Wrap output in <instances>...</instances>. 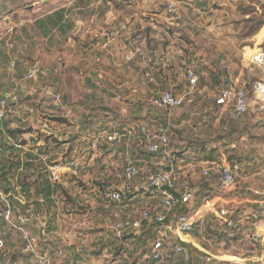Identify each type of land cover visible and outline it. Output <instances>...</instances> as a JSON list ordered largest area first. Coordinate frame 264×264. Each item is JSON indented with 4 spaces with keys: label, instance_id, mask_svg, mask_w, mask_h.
<instances>
[{
    "label": "crops",
    "instance_id": "0c3cea01",
    "mask_svg": "<svg viewBox=\"0 0 264 264\" xmlns=\"http://www.w3.org/2000/svg\"><path fill=\"white\" fill-rule=\"evenodd\" d=\"M257 2L0 0V163L14 184L22 181L31 193L30 222L21 225L15 216L13 226L0 219L1 264H35L39 256L51 264H264V238L252 239L258 221L264 222V104L254 92L263 74L257 67L261 77H253L247 64L236 66L244 42L230 29L238 3ZM114 31L120 35L106 46ZM249 47L255 46L243 50ZM132 49L137 53L129 60ZM188 68L197 75L195 85ZM230 87L247 92L249 108L242 117L232 106L216 104ZM164 92L181 103L154 105ZM116 132L124 136L121 145L107 140ZM152 132L169 138L158 152L145 146ZM72 160L79 163L75 172L65 166ZM129 161L141 174L127 180ZM233 163L240 170L229 191L220 190L218 171L203 173L212 164ZM54 164L63 166L57 179L51 176ZM160 170L171 173L177 194L183 183L194 188L193 211L208 202V214L224 224L216 210L226 207L238 225L224 226L222 241L251 240L254 250H224L217 238L181 234L173 222L171 229L159 225L156 231L151 220L132 229L145 209L168 212L147 182L149 173ZM45 175L55 187L53 205L39 192ZM126 184L122 201L104 199L105 191ZM117 222L129 231L125 238L114 235ZM23 228L31 233L32 252L23 250Z\"/></svg>",
    "mask_w": 264,
    "mask_h": 264
},
{
    "label": "built area",
    "instance_id": "2783aa9c",
    "mask_svg": "<svg viewBox=\"0 0 264 264\" xmlns=\"http://www.w3.org/2000/svg\"><path fill=\"white\" fill-rule=\"evenodd\" d=\"M264 1V0H263ZM168 11L172 12L174 11V4L170 3L168 5ZM14 28L12 27L11 30ZM120 35V31H114L109 35L108 41L105 43L106 46H108L110 43H112L117 36ZM0 45H1V38H0ZM248 52V51H247ZM137 53V50L132 49L128 51L127 53V59H132L135 54ZM247 57V60L249 63H252L256 66H258L262 70L263 78L261 80H258L254 84V92L256 95L257 100L264 104V47H254L251 49L250 52L246 53L245 55ZM187 77L189 79V82L192 85H195L198 78L195 74L194 70L192 68H188L186 71ZM58 99H60L61 95L58 94L56 96ZM153 104L158 107H176L178 106L181 101L179 98H177L172 92H164L160 94L159 96L155 97L153 99ZM7 103V99L3 100V105ZM217 105H230L232 106L234 113L237 117H242L249 108L248 103V95L244 88L241 87H230L222 90L217 99H216ZM4 115V109L0 107V118ZM107 140L115 145H121L124 142V136L120 133H110L107 135ZM169 143V138L167 135L160 133V132H152L150 133L146 139H145V146L148 151L150 152H158L162 148V146L167 145ZM68 169L72 171H76L79 167V163L75 160H72L68 162L65 165ZM240 170V165L238 163L233 164H226L221 165L220 167L217 166V164H212L208 167H206L203 171L205 176H209L212 171H218V185L221 191H229L233 189L236 185V174ZM63 172V166L60 164H54L51 167V176L53 179H57L59 175ZM141 174V169L134 164L133 161H129L125 167H124V175L127 180H130L136 176H139ZM147 182L148 186L152 189H155L160 192L162 195V204L165 208L171 209L178 203H185L190 204L194 198H195V191L194 188L189 183H183L181 185V195L176 196L174 191L177 189L175 185V181L171 175L170 172L160 170L156 172H151L147 175ZM17 194L16 199L19 200L22 204L26 202V195L22 191V188L20 185L15 184L14 185ZM129 190L128 185H124L122 189H108L104 192V199L107 201H122L124 199V196L126 192ZM11 194L6 193L3 191V189L0 186V201L3 202L4 205L7 206V209H2L0 207V217L5 220L7 223L13 224L14 222V215L12 211L11 206ZM206 202L205 206L202 208H199L195 211H192L191 213L184 215L180 218L179 222L175 225L176 230L179 232H184L185 234L189 232L191 227L197 223L199 220H201L205 215H207L211 211V206L207 204ZM217 216L219 219H221L224 223V225L227 228H235L238 224L237 221L234 219L228 217V209L226 207H219L217 210ZM143 220H154L157 223H160L163 226H166L165 220L166 215L162 212L153 211L152 209L148 208L141 212L140 218L133 221L131 228L134 230H138ZM18 221L21 225H25L28 222L31 221V216L28 215H18ZM263 221H258V226L262 224ZM14 225V224H13ZM169 229H171L172 226L167 225ZM114 235L117 238H121L125 231H128L123 223L117 222L114 223L112 226ZM23 234L25 238V246L23 248L24 252H32L34 251V244L33 239L31 236V233L28 231V229L23 228ZM4 234V233H3ZM253 241L259 242L263 238L259 235V233H256L254 237L252 238ZM4 246V236L0 235V248ZM157 249L160 248V242L156 244ZM175 250L177 252L183 251V246L181 244H175ZM162 256L161 251H157L154 255L155 259H159ZM211 257H207V261H211ZM1 264V261H0ZM35 264H51L49 259L44 256H39L35 260Z\"/></svg>",
    "mask_w": 264,
    "mask_h": 264
},
{
    "label": "trees",
    "instance_id": "16d2710c",
    "mask_svg": "<svg viewBox=\"0 0 264 264\" xmlns=\"http://www.w3.org/2000/svg\"><path fill=\"white\" fill-rule=\"evenodd\" d=\"M13 178L10 177V171L5 170L4 166L1 165L0 163V186L3 189V191H5L8 194H11V206H12V211H13V215L14 217L18 215H20L21 213L24 215H29V213L27 212V210L29 209L28 206V197L30 198V192L29 190L26 188V185L22 183V181H19L16 183L17 185H20L22 188V191L25 193L26 195V203L22 204L21 202H19V200L16 199V194H17V190L15 188V184L12 180ZM42 191H39L41 193H43L46 197V202L49 205H53L54 201L52 198L53 192L55 191V187L53 185V183L49 180V177H47L45 175L44 179H43V183H42ZM38 193V190L36 191ZM174 193L176 194V196H178L179 194L176 193V190L174 191ZM127 195V194H126ZM125 195V196H126ZM124 196V198H125ZM163 205V204H162ZM193 211V208H191L189 206V204H185V203H178L176 204L174 207H172L170 210L168 209V212L165 213L166 215V220H165V225H169L171 222H173V225H176V223L179 222L180 218L184 215H187L189 213H191ZM1 218V217H0ZM2 219V218H1ZM3 220V219H2ZM5 221V220H3ZM146 220L142 221V225L141 227L145 224ZM149 221V220H147ZM152 221V226H155L156 231L158 230L159 225H161L160 223L155 222L154 220ZM6 222V221H5ZM202 225H204L205 230L202 232L199 229H202ZM225 225L222 224L216 217H213L212 215H205L201 220H199L197 223H195L191 229H190V233L193 234L195 237L198 238H203V237H213V238H217L218 242L224 240V236L225 238H227V233H222V228ZM226 227V226H225ZM214 229V230H213ZM129 231H125L124 235L120 238H125L127 235L126 233ZM186 248L189 249L190 253L193 254H198L195 249L191 248L188 245H184ZM180 260L181 258H171V261L173 260ZM178 260V261H179ZM210 264H218V263H210Z\"/></svg>",
    "mask_w": 264,
    "mask_h": 264
},
{
    "label": "rangeland",
    "instance_id": "374dc122",
    "mask_svg": "<svg viewBox=\"0 0 264 264\" xmlns=\"http://www.w3.org/2000/svg\"><path fill=\"white\" fill-rule=\"evenodd\" d=\"M252 7H254L252 9ZM236 11L233 12L234 14L231 16L230 21H231V27L230 29L232 31H235V36L234 38L238 41L244 42L243 45L236 50V55H235V64L239 68L246 66H250V68H245L246 73L247 70L249 71L251 76H260V71L259 68L257 69L258 66L249 63L247 60V57L245 56L246 53L251 51V48H247L246 50H243L244 46L246 45H251L252 47H264V1L263 0H258L256 6H250V4H247V6L244 3H238L236 6ZM241 10V11H239ZM244 12L247 13V17H244ZM246 15V14H245ZM252 19V20H251ZM224 37L221 35V39ZM232 37H230L231 39ZM233 38V39H234ZM234 39V40H235ZM246 51V52H245ZM244 58V62L242 61ZM256 66V67H255ZM261 70V69H260ZM210 214V213H209ZM1 219V218H0ZM2 221V220H1ZM264 223V222H263ZM14 226V225H13ZM3 227V225L0 223V229ZM206 227V226H205ZM204 225H202V229H199L200 231L205 230ZM224 230H227L225 227H223ZM259 228V227H258ZM214 230V229H213ZM253 230V228H252ZM224 232V231H223ZM254 234L258 233V229H254L253 231ZM254 235H252L253 238ZM250 241H244L242 239H237L231 242L228 241H220L218 243L219 248H223L224 250H245L247 251L248 249H253L250 244ZM257 249L261 248L259 246H256ZM254 250V249H253Z\"/></svg>",
    "mask_w": 264,
    "mask_h": 264
},
{
    "label": "bare ground",
    "instance_id": "6f19581e",
    "mask_svg": "<svg viewBox=\"0 0 264 264\" xmlns=\"http://www.w3.org/2000/svg\"><path fill=\"white\" fill-rule=\"evenodd\" d=\"M263 227H264V223H262V225H261V227H260V229H259V235L262 237V238H264V236H263V234H262V229H263ZM184 234V232H181V234Z\"/></svg>",
    "mask_w": 264,
    "mask_h": 264
},
{
    "label": "water",
    "instance_id": "95a60500",
    "mask_svg": "<svg viewBox=\"0 0 264 264\" xmlns=\"http://www.w3.org/2000/svg\"><path fill=\"white\" fill-rule=\"evenodd\" d=\"M0 207H1L2 209H7V206L4 205L2 201H0Z\"/></svg>",
    "mask_w": 264,
    "mask_h": 264
}]
</instances>
